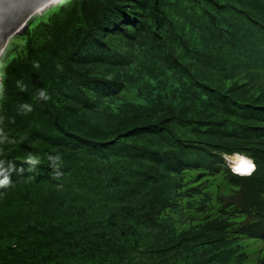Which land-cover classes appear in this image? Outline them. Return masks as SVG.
<instances>
[{
    "label": "trees",
    "instance_id": "16d2710c",
    "mask_svg": "<svg viewBox=\"0 0 264 264\" xmlns=\"http://www.w3.org/2000/svg\"><path fill=\"white\" fill-rule=\"evenodd\" d=\"M29 23L0 114L27 138L7 159H42L0 189V264H264V0L57 1Z\"/></svg>",
    "mask_w": 264,
    "mask_h": 264
},
{
    "label": "clouds",
    "instance_id": "9594fccd",
    "mask_svg": "<svg viewBox=\"0 0 264 264\" xmlns=\"http://www.w3.org/2000/svg\"><path fill=\"white\" fill-rule=\"evenodd\" d=\"M57 1L60 6H67L70 3V0H55L54 3H56ZM42 12H40V10L33 12L28 17L27 21L29 22L30 17L33 16L34 14L36 13L40 14ZM12 43L13 41L11 40L8 41L9 48L11 47ZM6 55H7V49L5 50V56ZM7 67H8V63L4 59H0V102L5 101L6 96H7V90H6L5 83H4V81L7 79V71H6ZM33 67L38 69L40 65L38 62L34 61ZM57 70L63 71V66L59 63L57 64ZM15 86L19 89L20 92L26 93L28 91V85L24 83L22 79H17L15 82ZM34 99L38 101L47 102L51 99V96L49 95V93L47 92L45 88L41 87L37 91ZM2 108H3V105L0 104V109ZM17 111H18V114L20 115H27L33 111V106L32 104L28 102H21L17 105ZM6 119L8 120V123H15L14 119H8L5 115L0 114V189H7L12 186L13 181L11 179L10 174L13 171L23 173L26 170L30 173H35L38 167L40 166L41 159H42V157L39 154L34 153L32 151H26L25 156L21 162L27 165V169L23 167L18 169L16 168V164L14 161L7 159L6 150L8 146H13L18 143L23 144V142L27 138L25 136H20L19 139L11 137L9 132L5 130ZM231 156H234L237 158L233 162V164L230 158ZM46 159L49 163L50 169L53 170L52 177L53 178L61 177L63 175V172H62L63 160H62L61 154L59 153L47 154ZM225 159L227 160L231 168L230 170L232 171L234 175H239L241 177H250L257 170V165L255 161L251 157L245 154L234 153L232 155L225 156ZM241 162H244L245 164H247L248 167L246 170H239V165Z\"/></svg>",
    "mask_w": 264,
    "mask_h": 264
},
{
    "label": "water",
    "instance_id": "95a60500",
    "mask_svg": "<svg viewBox=\"0 0 264 264\" xmlns=\"http://www.w3.org/2000/svg\"><path fill=\"white\" fill-rule=\"evenodd\" d=\"M55 0H0V58L9 38L22 32L28 25V17L35 11L42 12Z\"/></svg>",
    "mask_w": 264,
    "mask_h": 264
},
{
    "label": "rangeland",
    "instance_id": "374dc122",
    "mask_svg": "<svg viewBox=\"0 0 264 264\" xmlns=\"http://www.w3.org/2000/svg\"><path fill=\"white\" fill-rule=\"evenodd\" d=\"M52 6H54V4H52L51 6H49L48 8H50V7H52ZM47 9V8H46ZM45 9V10H46ZM44 10V11H45ZM43 11V12H44ZM49 14V11H47L45 14H44V17L45 16H47ZM37 15H39V14H37ZM40 16H35V18L34 19H37V18H39ZM29 23V22H28ZM30 24V23H29ZM9 40H11V41H13V43H12V45H11V47L9 48V45H8V42H7V44H6V49H7V55L9 56V58H11L13 55H15L16 54V51L14 50V49H12L13 47H14V43L15 42H18L19 40H21L20 39V35L19 36H15V35H12L10 38H9ZM8 40V41H9ZM10 49H12V50H10ZM2 58V57H1ZM0 58V59H1ZM2 59H4L6 62H7V59H6V56H5V53L3 54V58ZM235 160L236 159V157H234V156H231V160ZM259 247H261V243H260V241H258V242H256V243H254L253 245H252V248H259Z\"/></svg>",
    "mask_w": 264,
    "mask_h": 264
},
{
    "label": "snow or ice",
    "instance_id": "6c2138e0",
    "mask_svg": "<svg viewBox=\"0 0 264 264\" xmlns=\"http://www.w3.org/2000/svg\"><path fill=\"white\" fill-rule=\"evenodd\" d=\"M247 164H245L244 162H241L239 165V170H246L247 169Z\"/></svg>",
    "mask_w": 264,
    "mask_h": 264
},
{
    "label": "bare ground",
    "instance_id": "6f19581e",
    "mask_svg": "<svg viewBox=\"0 0 264 264\" xmlns=\"http://www.w3.org/2000/svg\"><path fill=\"white\" fill-rule=\"evenodd\" d=\"M230 158H231V157H230ZM236 159H237V158H236ZM236 159H235V160H236ZM235 160H233V159L231 160V161H232V164H233V162H234Z\"/></svg>",
    "mask_w": 264,
    "mask_h": 264
}]
</instances>
